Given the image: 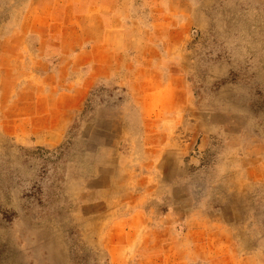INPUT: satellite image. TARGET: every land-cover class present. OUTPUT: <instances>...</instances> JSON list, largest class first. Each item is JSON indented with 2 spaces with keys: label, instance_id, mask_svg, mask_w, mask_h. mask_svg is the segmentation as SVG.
I'll use <instances>...</instances> for the list:
<instances>
[{
  "label": "rangeland",
  "instance_id": "374dc122",
  "mask_svg": "<svg viewBox=\"0 0 264 264\" xmlns=\"http://www.w3.org/2000/svg\"><path fill=\"white\" fill-rule=\"evenodd\" d=\"M0 264H264V0H0Z\"/></svg>",
  "mask_w": 264,
  "mask_h": 264
},
{
  "label": "crops",
  "instance_id": "0c3cea01",
  "mask_svg": "<svg viewBox=\"0 0 264 264\" xmlns=\"http://www.w3.org/2000/svg\"><path fill=\"white\" fill-rule=\"evenodd\" d=\"M142 79H146V78H142ZM64 127L61 129V132L62 131H64ZM150 137V136H149ZM150 139V140H149ZM154 139H160V138H158V137H153V136H151L150 138H146V140H144V141H148V143L149 144H152V145H154V146H158V145H160V144H157V141L158 140H154ZM159 152H161V150H159ZM149 154L150 155H153V156H155L156 154H157V150H156V148H154L153 150H149ZM155 158H156V156H155ZM170 161V159H171V157L169 158V157H165V161H168V160ZM159 169H160V167H159ZM99 191H97V193H98ZM100 192L103 194V196L104 197H102V199L103 200H105V202H106V205H105V208L107 209V208H109V207H107V205H108V203L110 202V201H112L116 196H118L119 194H120V192L121 191H119V190H112V188H110L109 187V185H108V183H105V185H103V187H102V189L100 190ZM143 194H146V191L143 193ZM98 195V194H97ZM99 196V195H98ZM98 198V197H97ZM119 199H117V198H115L114 199V201H118ZM121 201H128V202H130V200L129 199H127V197L125 198V197H123L122 199H121ZM134 201H135V199H134ZM139 209H141V207L139 206ZM141 213V212H140ZM105 216H106V213L105 214H102V216H97V218H96V220H95V222H96V225H98L99 223H102V222H104L105 221ZM137 223H140V225H141V221H137V222H135V220H133V219H131L130 221H129V225L130 226H135ZM145 224H148V221H145ZM145 237H144V241H146V242H148L147 241V237H146V231H145ZM146 242H145V246H146ZM141 253H143V255L142 256H144V259L146 260V259H150L151 258V256L150 255H148L147 253H145V252H141ZM174 254H177L176 252L174 253Z\"/></svg>",
  "mask_w": 264,
  "mask_h": 264
}]
</instances>
